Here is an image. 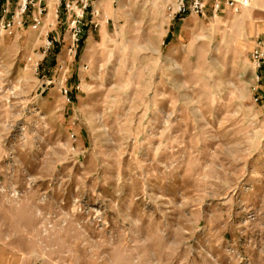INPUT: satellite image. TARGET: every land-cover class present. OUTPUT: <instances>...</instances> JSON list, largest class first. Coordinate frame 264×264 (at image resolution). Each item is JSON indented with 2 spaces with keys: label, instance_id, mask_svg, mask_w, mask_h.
Instances as JSON below:
<instances>
[{
  "label": "rangeland",
  "instance_id": "obj_1",
  "mask_svg": "<svg viewBox=\"0 0 264 264\" xmlns=\"http://www.w3.org/2000/svg\"><path fill=\"white\" fill-rule=\"evenodd\" d=\"M98 1L0 32V264H264V0Z\"/></svg>",
  "mask_w": 264,
  "mask_h": 264
},
{
  "label": "built area",
  "instance_id": "obj_2",
  "mask_svg": "<svg viewBox=\"0 0 264 264\" xmlns=\"http://www.w3.org/2000/svg\"><path fill=\"white\" fill-rule=\"evenodd\" d=\"M251 2L252 0H212L211 8L215 14L221 13L225 8L240 12L249 7ZM207 4L208 0H174L167 4L166 9L171 17L186 13L204 14ZM50 12H53L57 17L60 14L66 15L67 27L72 32L73 45L81 42V33L84 27L88 25L97 27L99 25L98 17L103 15L98 0H0V32L5 31L12 35L27 20L31 22L34 29H38L44 26L46 16ZM86 15H91L87 22ZM46 40L44 56L56 38L47 37ZM251 59L257 70H260L254 85V89H257V84L264 79V38L260 37L256 40L251 51ZM58 71L60 72V91L68 101H71V88L67 84L68 67L61 63L58 65Z\"/></svg>",
  "mask_w": 264,
  "mask_h": 264
},
{
  "label": "crops",
  "instance_id": "obj_3",
  "mask_svg": "<svg viewBox=\"0 0 264 264\" xmlns=\"http://www.w3.org/2000/svg\"><path fill=\"white\" fill-rule=\"evenodd\" d=\"M102 12H103V15H105V16H107L108 17V19H109V17H111L110 15H111V12L109 11V10H107L106 8H102ZM107 22V21H106ZM103 24V26L105 25L104 24V22L102 23ZM101 28H102V26H101Z\"/></svg>",
  "mask_w": 264,
  "mask_h": 264
}]
</instances>
